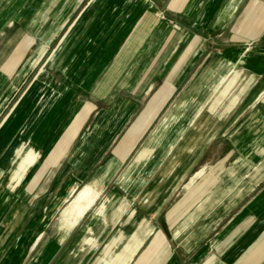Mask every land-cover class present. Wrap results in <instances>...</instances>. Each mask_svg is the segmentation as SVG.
Returning a JSON list of instances; mask_svg holds the SVG:
<instances>
[{
  "label": "crops",
  "instance_id": "1",
  "mask_svg": "<svg viewBox=\"0 0 264 264\" xmlns=\"http://www.w3.org/2000/svg\"><path fill=\"white\" fill-rule=\"evenodd\" d=\"M125 211L136 231L109 238ZM262 231L264 0H0V264H88L126 237L91 264H264Z\"/></svg>",
  "mask_w": 264,
  "mask_h": 264
},
{
  "label": "rangeland",
  "instance_id": "2",
  "mask_svg": "<svg viewBox=\"0 0 264 264\" xmlns=\"http://www.w3.org/2000/svg\"><path fill=\"white\" fill-rule=\"evenodd\" d=\"M240 74V73H239ZM233 78V77H232ZM235 85H236V83H235V81H234V78L230 81V83H228L227 82V89L228 90H234V88H235ZM227 90V92H229ZM214 97V96H213ZM213 97H211V99L209 100V104H210V107H211V109L212 110H215V108L217 107V110H223V109H225L226 108V106H225V104H228L229 105V103L230 102H233L234 101V97H231V98H229L228 100L229 101H227V99H224V100H222V102L220 103V104H216L217 103V100H216V98H214V100H212L213 99ZM212 100V101H211ZM234 105V104H233ZM206 106H208V105H206ZM215 107V108H214ZM198 115V114H197ZM142 140V139H141ZM175 148L176 147H174V150H175ZM205 149H206V147H205ZM204 149V150H205ZM174 150H172L171 151V153H174ZM204 150L201 152V153H203L204 152ZM207 152H209V150H207L206 151V153ZM14 155V154H13ZM14 157V156H13ZM182 158V157H181ZM13 159V158H12ZM11 162H12V160H11ZM13 164V163H12ZM13 167H14V164L12 165V167H11V169H13ZM187 180V179H186ZM161 181V180H160ZM162 181L163 182H165V179H162ZM85 186V184H83V185H81L80 186V188H79V190L81 189V188H83ZM161 189V186H159L158 187V185L153 189L152 188V190H155L154 192H147L146 194H145V196H144V198L146 199V201L148 202V204H151V206L154 208L155 207V205L157 204V199H158V197H159V193H158V191ZM174 198H176V196L174 197ZM174 200V199H173ZM172 200V201H173ZM154 209H146V210H142V209H140L139 210V214L138 215H140V216H144V217H146L147 218V220H145V222L147 223L146 224V226L145 227H148V228H150V226H149V220H150V222L152 223V225H153V223H155V221H153V214H152V211H153ZM137 219H135L134 221H136ZM126 211H125V217H124V219L119 223V225L116 227V229L112 232V234L109 236V238L111 237V236H113L117 231H119L120 229H122L123 228V231H124V233L125 234H127L128 236L129 235H131L132 233H134V231H136V227L134 226V225H131V226H126ZM144 227V228H145ZM138 233V232H137ZM109 238L105 241V242H103L98 248H97V250H96V252H95V254L93 255V257L90 259V261L88 262V264H91L96 258H97V256H102V257H104V258H110L111 256H113L116 252H118V251H120L121 249H122V245H123V243H125L126 242V239L128 238V237H126L125 238V240H123V241H116L115 242V244H112L111 246L109 245H107L108 243H106L108 240H109ZM264 241V231H262V235H261V240L259 241V245L262 243ZM106 243V244H105ZM105 244V245H104ZM148 245H149V242L148 243H146V245H145V247L143 248V250L144 249H146L147 247H148ZM256 248H257V246H256ZM255 248V249H256Z\"/></svg>",
  "mask_w": 264,
  "mask_h": 264
},
{
  "label": "bare ground",
  "instance_id": "3",
  "mask_svg": "<svg viewBox=\"0 0 264 264\" xmlns=\"http://www.w3.org/2000/svg\"><path fill=\"white\" fill-rule=\"evenodd\" d=\"M202 97H204V96H202ZM214 98H216V100H217V103H216L217 105L222 102V98H220L218 96V93L213 97L212 100H214ZM236 102L234 101L231 104H235ZM215 110H217V107L215 108ZM19 155L21 157V160L17 163V171H18V173L19 172L20 173H23V171L27 167V165H26L27 161L29 159H31V158H34L37 154L30 147L29 148V151L27 152L26 155L22 151L19 152ZM96 194H97V191H96L95 188H93L92 185L87 184L86 186H84L80 190L77 198L71 203L69 209L66 212L64 211L63 216H62V221L63 222H67V221H70V222L77 221L81 216H83V214L86 212V210L90 207L91 203L93 202V200L96 197ZM146 224H147L146 222H144L142 224L141 229L138 231L137 234L134 235V237L132 238V240L129 242V244L127 245V248H126L127 251L134 252L141 245V243L144 240L145 235H147L149 233V231L151 230L150 228L145 227ZM140 231H141V234H140Z\"/></svg>",
  "mask_w": 264,
  "mask_h": 264
}]
</instances>
